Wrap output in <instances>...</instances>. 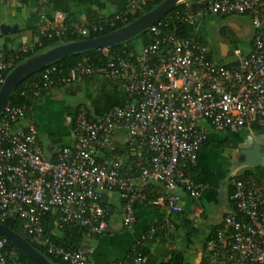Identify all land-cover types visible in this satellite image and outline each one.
<instances>
[{
  "label": "built area",
  "instance_id": "built-area-1",
  "mask_svg": "<svg viewBox=\"0 0 264 264\" xmlns=\"http://www.w3.org/2000/svg\"><path fill=\"white\" fill-rule=\"evenodd\" d=\"M12 1V0H4ZM37 26L19 36L16 52L0 56V86L15 65L18 53H31L40 38L60 39L66 34L87 36L102 30L99 22L79 21L68 28L64 14L45 12L48 0H32ZM152 0H129L127 6L106 18L113 26L125 22L136 7ZM175 10L180 24L192 26V34L165 32L167 22L156 20L147 29L148 41L127 54L99 48L102 62L88 57L76 61L65 72L45 66L25 81L20 94L34 102L43 92L68 85L82 77H97L116 85L125 101L111 105L100 115L84 106L72 119V142L61 146L49 159L42 153L36 127L22 124L24 105L5 103L0 110V223L18 219L24 239L46 254L67 264H92L91 246L67 248L51 238L64 226H77L82 236L101 235L110 214L104 193L115 191L120 200V222L124 228L136 220L135 204L146 199L148 184L160 193L148 201L167 213L180 212V189L195 198L202 182L194 180L197 153L207 130L264 128V0H183ZM207 14H247L253 28L248 50L235 48L226 62L213 60L207 45L195 34L198 21ZM126 145L137 165L135 176L122 171L124 155L115 151ZM102 151L104 156L98 153ZM229 200L233 210L225 213L210 238L199 264H264V197L252 177L231 174ZM51 225L45 230L43 218ZM172 227L168 220L149 226L134 241L128 258L109 264H143L139 246L159 229ZM6 239L0 238V264H25L16 260Z\"/></svg>",
  "mask_w": 264,
  "mask_h": 264
},
{
  "label": "crops",
  "instance_id": "crops-1",
  "mask_svg": "<svg viewBox=\"0 0 264 264\" xmlns=\"http://www.w3.org/2000/svg\"><path fill=\"white\" fill-rule=\"evenodd\" d=\"M69 1L81 4L84 11L72 12ZM128 2L129 0H48L45 12L51 14L53 11H60L64 16H75L78 21H85L91 13L101 17L112 15L125 8ZM35 8L32 0H0V24L17 26L14 32L0 34V54L3 47L16 49L20 34L31 33L36 28L38 22ZM8 17L12 20L9 23L5 21ZM77 92L81 93L84 101L73 106L65 103L62 93L74 95ZM124 101L116 85L97 77H82L71 84L56 86L40 94L30 104L22 124H34L43 155L52 159L61 146L72 142V119L79 105L84 106L91 115H100L111 105H122ZM38 108L42 109V113L36 112ZM55 121L58 122L57 125ZM41 137L45 138L43 142ZM121 141L122 133L118 131L114 142L119 145ZM253 143L260 146V163L240 166L239 162L243 159L240 149ZM98 155L102 157L104 153L100 151ZM242 173L248 174L257 182L264 197V128L241 127L225 131L208 129L207 138L198 150L196 166L191 174L202 182V189L195 198L187 197L178 189L182 207L180 212L167 213L139 201L135 204V223L124 228L120 222V200L115 191H108L104 193V201L110 207V214L104 232L94 237L82 236L79 247L91 246L89 260L92 264H109L114 260L128 258L131 246L140 234L149 226H159L168 220L172 224L170 229H159L143 243L146 252L143 264L164 262L175 252H181L182 264H199L205 255V241L219 225L222 216L233 209L228 197V177ZM160 191L157 183L148 184L147 195H156ZM47 224L51 225L50 219Z\"/></svg>",
  "mask_w": 264,
  "mask_h": 264
},
{
  "label": "trees",
  "instance_id": "trees-1",
  "mask_svg": "<svg viewBox=\"0 0 264 264\" xmlns=\"http://www.w3.org/2000/svg\"><path fill=\"white\" fill-rule=\"evenodd\" d=\"M160 1L161 0H152V1L146 2V4H144V5L136 7L135 10H134V13L132 15H128V17H127L125 22L121 23L119 21H116L113 26H107L104 23L105 19L111 17L113 14L109 15V16L101 17V16L97 15L96 13H91L90 15H88L85 18L86 19L85 21L86 22H99V23H101L103 25V28H102L101 31L96 32V33H89L87 36H78L76 34H66L64 37H62L60 39H56V38H51V39L40 38L39 39L40 40V45L39 46H34L31 53H28V54L18 53V57L15 60V64L18 63L19 61L23 60L25 57H28V56H30V55H32L34 53H38L40 51H43V50H45V49H47L49 47H52V46H54L56 44L64 43V42L72 41V40H77V39L92 38V37H95V36L110 32V31H112V30H114V29L126 24L127 22L133 20L134 18L138 17L139 15H141L144 12H146L147 10L151 9L154 5H156ZM182 8H183V4L180 3V2H177L173 6V8L171 10H169L166 14H164L162 17H160L158 19V20H164V21L167 22V26L164 28L165 32H175V33H180V34H183V35L192 34L191 33L192 32V26L186 25V24H180V22H178L175 19V15H174L175 10L180 11ZM224 16H227V15H221L220 17H224ZM77 22H79V21L77 20V18L75 16L66 15L64 17V24L68 28L72 27V25L74 23H77ZM146 31H147V29H144L143 31L139 32L138 34H136L132 38H130L128 40H125L123 42H120V43H116V44L110 45L109 48L113 49V50H117L120 53L127 54L130 51L135 50V47L131 43L133 39H137L138 38V45L144 44V43H146L148 41V35H147ZM195 35H196V37H197V39L199 41L204 43L199 34H195ZM249 44H250V42H249ZM11 52H16V51L14 49L3 47V50H2V52L0 54V56L4 57L7 53H11ZM83 57H88L92 62H95V63L96 62H98V63L102 62V56H101L100 49L99 48H91V49L83 50L81 52L70 53V54H68V55H66L64 57H61V58H59L57 60H54V61L50 62L49 64H47L45 66L53 64L57 68H59L62 72H65L71 66H73L76 61L80 60ZM217 62H219V61H217ZM40 70L34 72L33 74L29 75L24 80H22L21 82L17 83L14 86V88L12 89V91L10 92V94L8 95V98H7V101H6V103L9 104V105H24L25 109H26L25 115H26V112L28 111V109L30 107V104L32 102L27 97L26 93L20 94V89H21L22 84L25 81L34 79L38 75ZM115 151L117 153H121V154L124 155V166H123L122 171L127 173V174H130L132 176H135L136 173H137L138 167L133 162H131V159H132L133 156L130 155V150H128V147L126 145H118V144H116L115 145ZM189 174L194 180L200 181L194 175H191L192 171ZM237 176L240 177V178L250 177L246 173H242V174L237 175ZM147 191H148V186H147V189H146V199L143 202L147 203L148 205H150L148 201L155 194L149 196V195H147ZM158 193H160V192H158ZM101 203H105L104 196L102 197ZM232 206H233V204H232ZM155 208H157V207H155ZM47 221L48 220H47V214H46L44 216V218H43V224H44L45 230L48 229ZM2 224H4L9 229H11L12 231L18 233L19 235H21L24 238V235L21 232L20 227H19L20 222H19L18 219H7V220L3 221ZM82 232H83V230L81 228L77 227V226H64L61 230H59L51 238L53 239V241L55 243L60 244L63 247L74 249V248H78L79 247V243H80V240L82 238ZM212 233H213V230L211 232V235H212ZM0 238H2V236H0ZM144 242H146V241H144ZM5 245H6L7 248H12L14 250V252H15V257L14 258L16 260H18L20 262H23L25 264H34L26 255H24L19 249H17L10 241L6 240ZM31 245L34 248H36L41 254H43L45 256V258L49 262H51L52 264H67L66 262H64V261H62V260H60L58 258H54V257L46 254L45 251L42 248H40L38 246H35L33 244H31ZM138 250L140 251V253L144 257L146 252H145V247L143 246V244L141 246H139ZM9 263H10V259L7 258L6 264H9ZM158 264H182L181 252L173 253V255L170 257V259H168V260H166L164 262H159Z\"/></svg>",
  "mask_w": 264,
  "mask_h": 264
},
{
  "label": "water",
  "instance_id": "water-1",
  "mask_svg": "<svg viewBox=\"0 0 264 264\" xmlns=\"http://www.w3.org/2000/svg\"><path fill=\"white\" fill-rule=\"evenodd\" d=\"M178 1L179 0H161L151 9L110 32L92 38H83L59 43L43 51L25 57L23 60L16 63L4 77L0 86V110L6 103L8 95L14 86L29 75L42 69L45 65L73 52H81L91 48H102L128 40L166 14ZM16 29V24L11 26L0 24V34L14 32ZM219 55L221 57L226 55V44H220ZM259 147L258 144L253 143L249 147L240 149L243 159L239 162V165L254 166L259 164L261 161ZM0 236L10 241L34 264H52L21 235L12 231L2 223H0Z\"/></svg>",
  "mask_w": 264,
  "mask_h": 264
},
{
  "label": "rangeland",
  "instance_id": "rangeland-1",
  "mask_svg": "<svg viewBox=\"0 0 264 264\" xmlns=\"http://www.w3.org/2000/svg\"><path fill=\"white\" fill-rule=\"evenodd\" d=\"M181 1L183 0H179L178 2ZM75 3V1H69L68 3L72 12L79 10V13H82L84 10H82L81 4ZM5 21H12L11 17H8V19H6ZM18 24L20 26L19 21ZM197 32L210 50L213 60L226 62L230 60V58H232L231 53L235 48H241L245 51L248 50L249 42L253 34V28L250 24V19L247 14H231L224 17H220L215 14H207L198 21ZM131 43L137 50L139 46L138 38L133 39ZM223 43L226 44V55L224 57H220L219 48L220 44ZM62 98L63 100H65V103L71 106L77 104L80 101H84L83 96L79 92L74 95L62 93ZM51 106L53 107L54 105ZM36 112L42 113V109L40 108ZM57 123L58 122L55 121L56 125ZM44 139L45 138L42 137L40 138L42 142L44 141Z\"/></svg>",
  "mask_w": 264,
  "mask_h": 264
}]
</instances>
